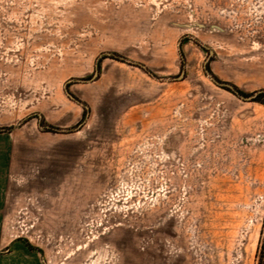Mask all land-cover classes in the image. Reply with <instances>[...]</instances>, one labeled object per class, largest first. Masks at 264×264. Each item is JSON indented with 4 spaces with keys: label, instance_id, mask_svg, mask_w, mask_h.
I'll use <instances>...</instances> for the list:
<instances>
[{
    "label": "rangeland",
    "instance_id": "374dc122",
    "mask_svg": "<svg viewBox=\"0 0 264 264\" xmlns=\"http://www.w3.org/2000/svg\"><path fill=\"white\" fill-rule=\"evenodd\" d=\"M261 90L264 0H0V239L37 264H255Z\"/></svg>",
    "mask_w": 264,
    "mask_h": 264
},
{
    "label": "crops",
    "instance_id": "0c3cea01",
    "mask_svg": "<svg viewBox=\"0 0 264 264\" xmlns=\"http://www.w3.org/2000/svg\"><path fill=\"white\" fill-rule=\"evenodd\" d=\"M2 193L3 192L0 191V198L3 197ZM6 208V205L0 204V227L3 225V219H5L7 214ZM4 245L10 246L7 248L6 252L1 255L0 264H37L35 256L26 251L22 243L15 241V239L6 242L0 239V249Z\"/></svg>",
    "mask_w": 264,
    "mask_h": 264
},
{
    "label": "trees",
    "instance_id": "16d2710c",
    "mask_svg": "<svg viewBox=\"0 0 264 264\" xmlns=\"http://www.w3.org/2000/svg\"><path fill=\"white\" fill-rule=\"evenodd\" d=\"M107 56H112L117 58L118 56L116 54L110 53ZM99 66V64H98ZM206 71L207 73H209L211 75V77L217 79L212 72L210 71L209 67L206 66ZM234 91H237L239 94H243L241 92V90H239L236 86H233ZM260 93L264 94V91H261L259 93H257V95H259ZM40 125L45 128L46 130H55L52 125L46 124L42 119H40ZM255 264H264V221H263V227L261 230V237H260V241H259V245L257 248V252H256V263Z\"/></svg>",
    "mask_w": 264,
    "mask_h": 264
},
{
    "label": "water",
    "instance_id": "95a60500",
    "mask_svg": "<svg viewBox=\"0 0 264 264\" xmlns=\"http://www.w3.org/2000/svg\"><path fill=\"white\" fill-rule=\"evenodd\" d=\"M210 53H211V51H210ZM109 54H110V53H108L107 55H109ZM212 80H213L216 84H218L219 86H223V87H226V88L232 90V91L234 92V94H236L237 96H239L240 98H242V99H244V100H250V99H252V98L255 97V95H252V96H249V97L243 96L242 94H239L237 91H234L233 86L230 85L229 83L219 82L218 80H216V79L213 78V77H212ZM261 91H264V90H261ZM261 91H259V92H261ZM259 92H258V93H259Z\"/></svg>",
    "mask_w": 264,
    "mask_h": 264
},
{
    "label": "flooded vegetation",
    "instance_id": "af4514ba",
    "mask_svg": "<svg viewBox=\"0 0 264 264\" xmlns=\"http://www.w3.org/2000/svg\"><path fill=\"white\" fill-rule=\"evenodd\" d=\"M232 91V90H231ZM233 92V91H232Z\"/></svg>",
    "mask_w": 264,
    "mask_h": 264
}]
</instances>
